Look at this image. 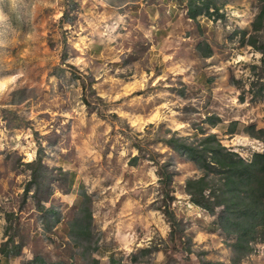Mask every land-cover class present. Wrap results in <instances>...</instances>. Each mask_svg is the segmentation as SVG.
Segmentation results:
<instances>
[{"label": "clouds", "instance_id": "clouds-1", "mask_svg": "<svg viewBox=\"0 0 264 264\" xmlns=\"http://www.w3.org/2000/svg\"><path fill=\"white\" fill-rule=\"evenodd\" d=\"M0 264H264V0H0Z\"/></svg>", "mask_w": 264, "mask_h": 264}, {"label": "rangeland", "instance_id": "rangeland-1", "mask_svg": "<svg viewBox=\"0 0 264 264\" xmlns=\"http://www.w3.org/2000/svg\"><path fill=\"white\" fill-rule=\"evenodd\" d=\"M46 220L50 221V220H51V217H50V216H49V217H47V218H46Z\"/></svg>", "mask_w": 264, "mask_h": 264}]
</instances>
